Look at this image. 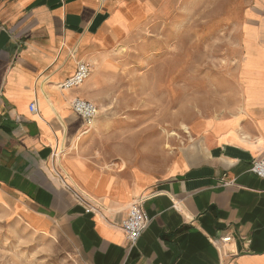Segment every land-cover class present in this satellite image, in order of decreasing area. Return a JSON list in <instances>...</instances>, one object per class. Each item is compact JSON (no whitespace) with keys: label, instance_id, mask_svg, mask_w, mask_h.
<instances>
[{"label":"crops","instance_id":"crops-1","mask_svg":"<svg viewBox=\"0 0 264 264\" xmlns=\"http://www.w3.org/2000/svg\"><path fill=\"white\" fill-rule=\"evenodd\" d=\"M175 1L0 0V220L52 264H264V180L250 172L264 157V0L223 10L222 100L190 123L163 177L126 158L150 156V142L114 149L100 141L103 119L89 132L73 113L74 98L97 108L89 91L104 81L59 88L79 63L164 23ZM97 143L116 162L99 161ZM51 169L100 210L76 203ZM136 201L150 222L129 247L120 224Z\"/></svg>","mask_w":264,"mask_h":264},{"label":"rangeland","instance_id":"rangeland-1","mask_svg":"<svg viewBox=\"0 0 264 264\" xmlns=\"http://www.w3.org/2000/svg\"><path fill=\"white\" fill-rule=\"evenodd\" d=\"M236 1L176 0L164 23L136 30L129 41L90 61L86 83L104 81L101 89L89 91L97 119L107 124L99 135L102 143L109 145L111 139L120 149L135 138L142 149L150 142V156L134 150V158H126L154 178L164 176L176 151L191 143V130L185 133L181 124L189 127L197 117L217 112L222 100L228 67L222 12ZM94 126L95 120L88 131ZM97 144L99 161L116 162L109 146ZM23 235L14 221L0 220V264H52L54 255L37 253L32 239Z\"/></svg>","mask_w":264,"mask_h":264},{"label":"built area","instance_id":"built-area-1","mask_svg":"<svg viewBox=\"0 0 264 264\" xmlns=\"http://www.w3.org/2000/svg\"><path fill=\"white\" fill-rule=\"evenodd\" d=\"M90 72V66L84 63H79L75 73L61 83L59 88L62 91H70L80 87L89 78ZM70 107L73 113L80 117L88 128L98 115V109L93 104L80 98L72 99ZM29 108L32 112L36 111L34 104L30 105ZM51 172L60 185L69 192L76 203L84 206L88 211L96 212L100 210V206L97 202L89 199V197L76 186L66 183V180L61 177L55 169H51ZM250 172L257 178L264 180V157L251 164ZM149 222L150 218L142 208V201L132 203L128 208L125 219L120 224V230L124 234L129 247L135 245ZM230 241L231 237H224L220 240L219 246L223 247L225 244L230 243Z\"/></svg>","mask_w":264,"mask_h":264},{"label":"bare ground","instance_id":"bare-ground-1","mask_svg":"<svg viewBox=\"0 0 264 264\" xmlns=\"http://www.w3.org/2000/svg\"><path fill=\"white\" fill-rule=\"evenodd\" d=\"M182 126H183V129L185 130V133H187V134H189L190 135V128L188 127V126H185V125H183V124H181ZM89 129V128H88ZM88 129H87V131H88ZM172 135H174V134H172ZM58 160H59V158H58ZM66 176H67V173H66ZM70 181L71 182H73V180L72 179H70ZM66 183H67V181H66Z\"/></svg>","mask_w":264,"mask_h":264}]
</instances>
